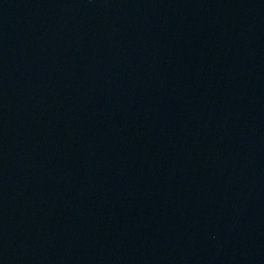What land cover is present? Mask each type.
Masks as SVG:
<instances>
[{
    "label": "water",
    "instance_id": "95a60500",
    "mask_svg": "<svg viewBox=\"0 0 264 264\" xmlns=\"http://www.w3.org/2000/svg\"><path fill=\"white\" fill-rule=\"evenodd\" d=\"M0 264H264V0H0Z\"/></svg>",
    "mask_w": 264,
    "mask_h": 264
}]
</instances>
